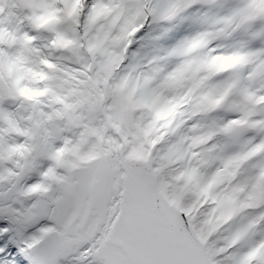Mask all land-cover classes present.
I'll list each match as a JSON object with an SVG mask.
<instances>
[{
  "label": "snow or ice",
  "instance_id": "6c2138e0",
  "mask_svg": "<svg viewBox=\"0 0 264 264\" xmlns=\"http://www.w3.org/2000/svg\"><path fill=\"white\" fill-rule=\"evenodd\" d=\"M0 264H264V0H0Z\"/></svg>",
  "mask_w": 264,
  "mask_h": 264
}]
</instances>
